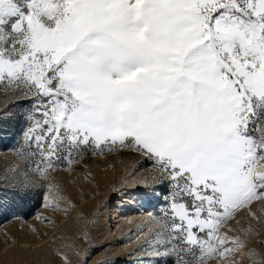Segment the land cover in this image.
I'll return each instance as SVG.
<instances>
[{"label":"snow or ice","instance_id":"snow-or-ice-1","mask_svg":"<svg viewBox=\"0 0 264 264\" xmlns=\"http://www.w3.org/2000/svg\"><path fill=\"white\" fill-rule=\"evenodd\" d=\"M0 89L28 162L0 173V209L86 151L131 150L154 171L116 194L167 193L140 264L244 246L221 229L264 201V0H0Z\"/></svg>","mask_w":264,"mask_h":264},{"label":"rangeland","instance_id":"rangeland-1","mask_svg":"<svg viewBox=\"0 0 264 264\" xmlns=\"http://www.w3.org/2000/svg\"><path fill=\"white\" fill-rule=\"evenodd\" d=\"M14 96L0 89V107ZM24 127L10 123L0 134V173L11 175L28 163L16 151ZM139 159L131 150L86 151L70 166L50 170L47 180L41 178L45 187L39 194L0 209V264H40L39 258L43 264H85L86 254V264H140L139 258L149 253L146 238L160 227L158 213L167 193L157 187L158 197L116 194L151 179L146 173L154 170L147 164L138 168ZM27 171L32 174L31 168ZM48 182L63 199L48 203ZM114 230L118 240H109ZM225 232L244 246L231 245L234 256L216 254L206 264H264V201H253L251 211L241 210L221 229ZM119 246L124 252L116 255Z\"/></svg>","mask_w":264,"mask_h":264},{"label":"bare ground","instance_id":"bare-ground-1","mask_svg":"<svg viewBox=\"0 0 264 264\" xmlns=\"http://www.w3.org/2000/svg\"><path fill=\"white\" fill-rule=\"evenodd\" d=\"M116 216H114V218H115ZM109 240H118L116 237L118 236V234L116 233V230H114V231H109ZM108 242H110V241H108ZM235 248V247H234ZM122 252H124L123 251V247L121 246H119L118 248H117V253H116V255H119L120 253H122ZM39 260H40V264H43V259L42 258H39ZM46 263V262H45Z\"/></svg>","mask_w":264,"mask_h":264},{"label":"trees","instance_id":"trees-1","mask_svg":"<svg viewBox=\"0 0 264 264\" xmlns=\"http://www.w3.org/2000/svg\"><path fill=\"white\" fill-rule=\"evenodd\" d=\"M20 133H22V132H20ZM18 141H19V139H18Z\"/></svg>","mask_w":264,"mask_h":264}]
</instances>
